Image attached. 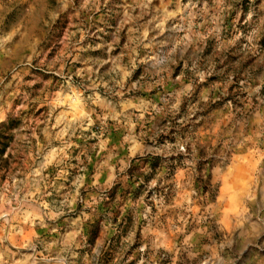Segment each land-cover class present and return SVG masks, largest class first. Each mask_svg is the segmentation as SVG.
I'll return each instance as SVG.
<instances>
[{"label": "rangeland", "instance_id": "1", "mask_svg": "<svg viewBox=\"0 0 264 264\" xmlns=\"http://www.w3.org/2000/svg\"><path fill=\"white\" fill-rule=\"evenodd\" d=\"M0 264H264V0H0Z\"/></svg>", "mask_w": 264, "mask_h": 264}]
</instances>
